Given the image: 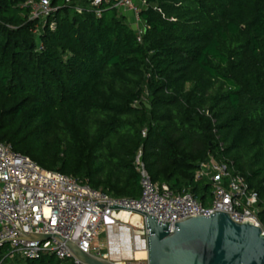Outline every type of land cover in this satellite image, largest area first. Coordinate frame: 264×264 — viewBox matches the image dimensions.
I'll list each match as a JSON object with an SVG mask.
<instances>
[{"label":"trees","instance_id":"1","mask_svg":"<svg viewBox=\"0 0 264 264\" xmlns=\"http://www.w3.org/2000/svg\"><path fill=\"white\" fill-rule=\"evenodd\" d=\"M26 1L0 0L1 141L117 198L141 195L140 151L155 182L205 205L200 165L233 162L264 228V0H143L141 40L111 4L52 0L51 29Z\"/></svg>","mask_w":264,"mask_h":264},{"label":"built area","instance_id":"2","mask_svg":"<svg viewBox=\"0 0 264 264\" xmlns=\"http://www.w3.org/2000/svg\"><path fill=\"white\" fill-rule=\"evenodd\" d=\"M90 5L101 13L102 4H111L126 16L139 34L146 24L141 12L147 7L143 0H89ZM29 9L30 18L41 25L48 22L56 8L52 0H27L21 4ZM82 12V8H77ZM40 24L34 32L39 35ZM145 99V98H144ZM146 136V130L143 131ZM136 166L141 176V195L138 198H117L92 187L88 182L68 174L44 169L29 156L18 153L13 146L0 140V264H19L23 260H35L43 256L76 260L65 242L51 237L43 241L20 239L22 232L61 235L74 241L81 250L105 260H110L109 249L102 243V235L109 224L117 229L129 221L122 216L138 211L110 208L118 204L148 212L158 220L170 221V230L175 223L189 216H210L215 210L232 214L238 222L261 225L258 218L259 193L250 188L245 177L237 173L233 162L211 159L200 165L197 177L204 176L212 183V203L205 205L192 192H173L169 185L155 182L143 159L137 155ZM99 204H104L103 207ZM140 215V214H139ZM146 239L149 229L146 224L138 231ZM108 248V243H107ZM118 264H142L137 259L122 260Z\"/></svg>","mask_w":264,"mask_h":264},{"label":"water","instance_id":"3","mask_svg":"<svg viewBox=\"0 0 264 264\" xmlns=\"http://www.w3.org/2000/svg\"><path fill=\"white\" fill-rule=\"evenodd\" d=\"M103 207L104 204H99ZM110 208L131 209L144 217L149 229L146 239L127 225L107 227L110 260L84 252L61 235L22 232L20 239L43 241L54 237L65 242L72 256L83 264H118L135 259L136 250L147 251V264H264V228L252 222H238L232 214L215 210L210 216H189L175 223H163L154 215L115 204Z\"/></svg>","mask_w":264,"mask_h":264},{"label":"rangeland","instance_id":"4","mask_svg":"<svg viewBox=\"0 0 264 264\" xmlns=\"http://www.w3.org/2000/svg\"><path fill=\"white\" fill-rule=\"evenodd\" d=\"M208 197L210 199L209 204H211L212 203V188L210 189V193L208 194ZM144 223H145L144 217L139 215V214L134 213V214H132L130 222L127 223V226H129L132 229V231L134 232V231H138L141 228V226L144 225ZM107 237L108 236H107V228H106L105 232L102 235V243L106 244V246H105L106 251H108V248H107L108 238ZM16 260L21 261L23 259L17 257ZM139 260L142 261V264H147V257L144 259H139Z\"/></svg>","mask_w":264,"mask_h":264},{"label":"bare ground","instance_id":"5","mask_svg":"<svg viewBox=\"0 0 264 264\" xmlns=\"http://www.w3.org/2000/svg\"><path fill=\"white\" fill-rule=\"evenodd\" d=\"M122 216H124V218L127 219V221H129V222H130V219L132 217V215L130 213H128V212H124L122 214ZM135 257L137 259H144V258L147 257V251L143 250V249L136 250Z\"/></svg>","mask_w":264,"mask_h":264},{"label":"crops","instance_id":"6","mask_svg":"<svg viewBox=\"0 0 264 264\" xmlns=\"http://www.w3.org/2000/svg\"><path fill=\"white\" fill-rule=\"evenodd\" d=\"M118 229V228H117ZM132 230V229H131ZM133 232V231H132ZM134 233V232H133Z\"/></svg>","mask_w":264,"mask_h":264}]
</instances>
